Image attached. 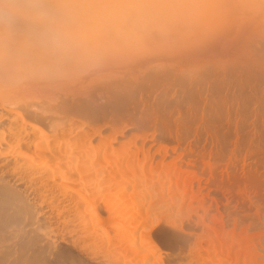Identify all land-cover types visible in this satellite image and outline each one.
<instances>
[{
    "label": "bare ground",
    "instance_id": "6f19581e",
    "mask_svg": "<svg viewBox=\"0 0 264 264\" xmlns=\"http://www.w3.org/2000/svg\"><path fill=\"white\" fill-rule=\"evenodd\" d=\"M201 1L90 61L100 100L80 79L88 62L0 80V264H66L45 230L56 218L127 264H264V49L246 16L264 0ZM171 95L187 102L167 109Z\"/></svg>",
    "mask_w": 264,
    "mask_h": 264
},
{
    "label": "clouds",
    "instance_id": "9594fccd",
    "mask_svg": "<svg viewBox=\"0 0 264 264\" xmlns=\"http://www.w3.org/2000/svg\"><path fill=\"white\" fill-rule=\"evenodd\" d=\"M193 0H0V80L54 76L134 43Z\"/></svg>",
    "mask_w": 264,
    "mask_h": 264
},
{
    "label": "rangeland",
    "instance_id": "374dc122",
    "mask_svg": "<svg viewBox=\"0 0 264 264\" xmlns=\"http://www.w3.org/2000/svg\"><path fill=\"white\" fill-rule=\"evenodd\" d=\"M195 1H198V0H193V2L194 3H198V2H195ZM199 1H201V0H199ZM202 1H205V0H202ZM201 1V2H202ZM216 1H218V0H210V2H212L213 3V5L215 4V2ZM227 1V0H226ZM245 0H228L227 2L229 3V4H234V5H236V7H237V9H240V10H242L243 11V9H241V7H242V4H243V2H244ZM200 2V3H201ZM207 3L209 2V0H207L206 1ZM247 2H248V0H247ZM247 17H249V19L251 20V21H254V22H256V24H257V29H255V31H254V35L255 36H257V37H259L260 39H258V42H260V46H262V48L264 49V18H262V16H264V11H262V12H256V13H249L248 12V14L246 15ZM258 17H260V18H258ZM247 20V19H246ZM236 21H241V20H236ZM248 22H250V21H248ZM250 26V25H249ZM90 63H92L93 65H94V63L95 62H90ZM89 62L85 65V68H84V71L86 70H88L87 71V73H89V75H86L87 73H84L87 77H85V78H80V79H83L82 81L83 82H85L86 81V79L88 80V77H89V80H90V82H91V86H90V89H89V93L90 94H92L93 93V96L94 97H96V100H100V99H102V97L104 98L105 97V92H104V90H103V92H102V89H101V87H100V90H101V92H100V90H99V88H98V90L96 89L100 84H101V86H102V82L101 81H99V76L102 74V72L101 71H99L98 69L99 68H101V62H100V65H99V68H97V70H93V72H92V64H90ZM97 64H99L98 62H97ZM97 64L95 63V65L97 66ZM94 65V66H95ZM93 66V69H96L95 67ZM103 68V67H102ZM95 71V72H94ZM72 73H74V72H72ZM71 73V74H72ZM94 74V76H92V74ZM96 77L95 79L94 78H92V77ZM79 79V80H80ZM85 79V80H84ZM93 79V81H91ZM57 80H59V81H64L63 80V78H59V79H57ZM70 80H72V78H70ZM69 80V81H70ZM89 80L88 81H86V83H89ZM94 80H95V82H94ZM101 82V83H98V85H96L97 83L96 82ZM55 82H56V80H54ZM81 81V82H82ZM65 82V81H64ZM71 82V81H70ZM72 82H74L73 80H72ZM75 82H78V81H75ZM96 83V84H95ZM90 84V83H89ZM88 84V85H89ZM104 85V84H103ZM10 86L11 85H9V87H7V88H9L10 89ZM13 86V85H12ZM42 86H45V84L44 85H42ZM105 86V85H104ZM47 87V86H46ZM46 87H44L45 89H46ZM0 88H2V91H3V87H0ZM12 88V87H11ZM23 88H26V89H29V90H33L32 88H34V87H30L29 86V84H27V85H24L23 86ZM38 88H41V87H38ZM50 89H51V87H49ZM77 88H79V89H81L80 87H77ZM13 89H14V87H13ZM13 89H11V90H13ZM35 89V88H34ZM43 89V88H42ZM42 89H38L36 92H37V94H36V92H34L38 97L39 96H42L39 92H41L40 90H42ZM47 89H48V87H47ZM47 89H46V91H47ZM50 89H48V92H50V91H52V90H50ZM94 89V91L93 92H91L92 90ZM36 90V89H35ZM34 90V91H35ZM82 90V89H81ZM246 90V92H249V91H252L250 88H246L245 89ZM7 91H8V89H7ZM43 91H44V94H43V92H42V94H43V97H45L44 99L45 100H49L50 98L48 97L49 96V94L51 93H47L44 89H43ZM237 91V90H236ZM12 92V91H11ZM48 94V96L46 95V93ZM53 92V91H52ZM99 92V93H98ZM230 92V91H229ZM231 92H234V90H231ZM33 93V92H32ZM31 93V95L30 94H28L29 96H30V98L32 99V98H34V97H32L33 96V94ZM40 95H39V94ZM101 93V94H100ZM103 93V94H102ZM34 94V96H35V100H37L38 98L36 97V95ZM99 94H100V96H99ZM160 95V97L161 98H159V96H158V98L161 100V99H164V97H163V95H161V94H159ZM43 97H42V99H43ZM51 97H53V99H56V98H54L55 97V95L53 96V94H51ZM170 97V96H169ZM171 97H172V95H171ZM170 97V99H172V100H166L167 102H165V103H168V104H170V106L168 105V106H166V108L167 107H172L171 105H173L174 103H176L177 101H174L173 102V100H176L175 98H177V100L179 101L180 100V102H181V104L182 105H184L187 101L185 100V97L184 98H180L179 96L177 97H175L174 99H173V97H174V95H173V97L171 98ZM37 98V99H36ZM40 98V97H39ZM49 98V99H48ZM44 99L41 101V100H39L38 99V101H41V103H46V102H44ZM52 99V98H51ZM50 99V100H51ZM53 99L51 100V101H53ZM251 99H254V97L253 98H251ZM256 100H257V98H255ZM254 99V100H255ZM34 100V101H35ZM49 100V101H50ZM255 100V101H256ZM38 101H37V103H38ZM50 101V102H51ZM169 101H170V103H169ZM173 102V104H171L172 102ZM48 102V101H47ZM257 102V104L255 103V102H253V100L251 101V100H249L248 101V113H251V112H253L254 110H256V109H254V108H257V106H258V108L261 106L262 108H263V111H264V106L262 105V104H260V102L259 101H256ZM40 103V102H39ZM39 103L37 104V105H39ZM51 103H53V104H55V102H51ZM260 104V106H259V104ZM44 105V104H43ZM257 105V106H256ZM41 106H42V104H41ZM46 106V105H45ZM45 106H44V108H45ZM49 106V105H48ZM132 106V105H131ZM174 106V105H173ZM135 107L137 108V109H135ZM132 106L131 108H130V111L131 110H137V113L136 112H134V111H132V112H134V114L136 113V115H138L140 112V109L138 108V106ZM250 107V108H249ZM48 107L46 106V109H47ZM138 109H139V111H138ZM168 109V108H167ZM249 110H250V112H249ZM252 110V111H251ZM96 117H100V114H96ZM66 119V118H65ZM64 119V120H65ZM62 121V120H61ZM68 121V118L64 121V123H66ZM63 122V121H62ZM246 126V125H245ZM247 127H248V125H247ZM247 127H244V128H246V129H243V132H244V134H242V138H241V142H242V144H245V143H243L244 141H246V139H247V137H248V135L250 136V134H248L247 135ZM249 128V127H248ZM223 131H225V130H222L221 132H223ZM233 132V131H232ZM231 132V130L229 131L228 130V133H227V131H226V133L225 132H223V133H220L221 135L223 134V138H221V140H222V142H224L223 144H226L225 145V147H228L229 145H231V140L233 139V140H235V133H232ZM248 133H249V129H248ZM233 134H235V135H233ZM235 137V138H234ZM249 138V137H248ZM263 139H264V133H263ZM224 140V141H223ZM232 140V144H233V141ZM248 140V139H247ZM249 142V141H248ZM248 144V143H247ZM246 145V144H245ZM230 147H232V145L231 146H229V148ZM226 149V148H225ZM228 149V148H227ZM16 167V166H15ZM51 200V201H50ZM48 203L46 204V203H44L43 205H42V207L44 208L45 207V209L46 210H48L49 208L48 207H50L49 206V203H52L53 201H54V198L53 199H48ZM47 202V201H46ZM45 205H47V206H45ZM48 208V209H47ZM56 219H58V218H56ZM55 219V220H56ZM60 219V218H59ZM58 219V220H59ZM63 219V218H62ZM62 219H61V221H62ZM65 219H66V216H65ZM65 219L63 220L64 222H65ZM53 221L51 224H50V226H53V227H50V226H47L46 228L47 229H45L48 233L47 234H49L52 238H54V237H56L55 239H56V241H57V244L59 245L60 244V246H58L59 248H61L62 250L64 249V248H66L65 250H66V252H69V257L70 256H72L73 258H69V259H66V261H65V263L66 264H68L69 262H70V264H127L126 262H124V261H126L127 260V258L122 262V259H118L117 258V254L116 253H114V251L113 252H107V246H106V242H107V240H105V243H104V240L102 241L103 243H104V245H102L103 246V248H104V250H101V249H103L102 248V246H99L100 245V243H99V241H97V243H96V247H95V241L93 242L92 240H90V237L89 238H85V236H84V238H83V233L85 234V231H80V230H83V228L82 229H78V226H76L77 227V229L78 230H76L75 228L76 227H72V225H71V223L69 224V222L70 221H68V220H66V222L63 224V226L61 225V221H58V223H57V220L56 221ZM68 221V222H67ZM66 223H68V224H66ZM52 224H55V225H52ZM67 225H68V227H67ZM71 225V226H70ZM74 225V224H73ZM74 228L73 230L71 229V228ZM53 228V229H52ZM65 228V229H64ZM50 229V230H49ZM56 229V230H55ZM59 229H61V230H59ZM53 230V231H52ZM69 231V233H68V231ZM45 231V232H46ZM55 231V232H54ZM61 231V232H60ZM65 231V232H64ZM73 231V232H72ZM50 232V233H49ZM52 232V233H51ZM54 232V233H53ZM63 232H64V234H63ZM75 232V233H74ZM83 232V233H82ZM113 231H111L110 232V235L112 236L113 235V233H112ZM57 233V234H56ZM73 233V234H72ZM82 233V234H81ZM54 234H55V236H54ZM60 234H62L63 236H61ZM76 234H78V236H79V234L80 235H82V236H80V238H78L79 239V241H80V244H82V241L84 242L82 245H78L77 243H79V241L76 239L77 238V235ZM54 236V237H53ZM67 236V237H66ZM89 235H86V237H88ZM75 237V238H74ZM113 237V236H112ZM62 238V239H61ZM83 238V240H81ZM66 239V240H65ZM77 241H76V240ZM85 239V240H84ZM74 240V241H73ZM3 241V240H2ZM5 241V240H4ZM3 241V242H4ZM59 241V242H58ZM70 241V242H69ZM71 241H72V243H71ZM161 242L163 241L162 239L160 240ZM8 242V241H7ZM1 243L0 242V244H2V245H0V246H2V248L5 246L4 244H6L7 246H9L10 245V243L8 244V243ZM90 242V243H89ZM93 242V243H92ZM102 242H101V244H102ZM161 242L159 243L160 244V246L159 247H161V250H162V252H164V250H166L167 251V245L168 244H163L164 243V241H163V243L161 244ZM89 243V244H88ZM92 243V244H91ZM99 243V244H98ZM166 243V242H165ZM86 244H88V245H86ZM98 245V246H97ZM161 245H163V246H161ZM164 245H165V247H164ZM6 246V247H7ZM77 248H76V247ZM88 246V247H87ZM10 248H11V245L9 246ZM85 247V248H84ZM87 247V248H86ZM114 246H112L111 248H113ZM164 247V248H163ZM5 248V247H4ZM79 248H80V250H79ZM84 248V249H83ZM96 248L98 249V248H100V250L98 251V250H96ZM168 248H169V246H168ZM75 249V250H74ZM78 249V250H77ZM82 249V250H81ZM86 249V250H85ZM90 251H89V250ZM91 249H93V250H91ZM64 250V251H65ZM77 250V251H76ZM86 253H85V252ZM98 252V253H95V252ZM100 251H102V253H105V252H107V253H105L104 255L102 254V253H100ZM104 251V252H103ZM71 252H72V255H71ZM91 252V253H90ZM94 252V253H93ZM74 253H76L75 255H74ZM111 253V254H110ZM78 254V255H77ZM89 254H91L90 256H89ZM101 254V255H100ZM88 255V256H87ZM103 255V256H102ZM116 255V256H115ZM74 256H75V258H74ZM78 258H77V257ZM117 258V260L116 259H113V258ZM123 257V256H122ZM76 258H77V260H76ZM108 258V259H107ZM113 259V261L111 262V260ZM69 260V261H68ZM80 260V261H79ZM115 260V261H114ZM121 260V261H120ZM114 262V263H113ZM117 262V263H116Z\"/></svg>",
    "mask_w": 264,
    "mask_h": 264
}]
</instances>
